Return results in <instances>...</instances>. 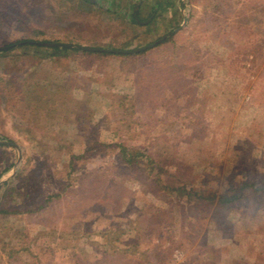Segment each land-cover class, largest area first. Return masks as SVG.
<instances>
[{"label":"rangeland","instance_id":"1","mask_svg":"<svg viewBox=\"0 0 264 264\" xmlns=\"http://www.w3.org/2000/svg\"><path fill=\"white\" fill-rule=\"evenodd\" d=\"M170 1L0 0V264H264V0Z\"/></svg>","mask_w":264,"mask_h":264},{"label":"trees","instance_id":"2","mask_svg":"<svg viewBox=\"0 0 264 264\" xmlns=\"http://www.w3.org/2000/svg\"><path fill=\"white\" fill-rule=\"evenodd\" d=\"M87 4H88V2H87ZM88 5H90V4H88ZM152 10H153L152 13L154 15H153L152 20L148 24L155 23L158 19L165 20V18L170 13V11H176L174 3L170 0H155V5L152 7ZM176 13H177L178 19L175 18V16H174L172 19L169 20L170 29L168 30V32H170L173 28L177 27L179 25V22L181 21L180 14L178 12H176ZM136 20L137 19L135 17H133V22L137 24ZM171 38H172V35L165 38L163 41L160 42V44H163V43L169 41ZM30 41H31L30 39H16L12 42L4 44L3 50L5 52V51H11L13 49L20 48L23 51H25V53L30 51L31 55L38 56L41 59H52V58L59 57L61 55L64 56L68 53H75V52H83V53H88V54L112 55V56L128 55L126 53H121V52H116V51L86 50V49H79L77 47L62 46V45H47V46H45L42 44L30 42ZM57 44H62V43H57ZM101 49H112V50L122 51V50H126V47H124V46L114 47L111 45H107V46H102ZM140 53H141V51H140ZM0 146H2V144H0ZM118 148H119V150H118L119 155L121 156V160H122L123 164H127L129 166V165H134V164L139 163L140 159H138V157H140L141 154H139V153L136 154V152H134L133 150H129L128 148H126L125 146H122V145H118ZM162 187L167 189V191L169 193L175 192L180 197H186L188 200L190 199V196H191L190 191L191 190L187 189L186 186H179V187H174V188H171L168 186H162ZM249 187H253V186H249L248 184H242L238 187V189H239L238 193H236L237 190H234L235 193H233L231 196H224V195L218 196L217 197V204L227 206L228 204H230L234 201H237L238 199H240L243 196L242 190H245ZM197 196L199 197V199L200 198L206 199V196L203 197L201 194H197ZM207 198L211 199V198H213V196H210Z\"/></svg>","mask_w":264,"mask_h":264},{"label":"water","instance_id":"3","mask_svg":"<svg viewBox=\"0 0 264 264\" xmlns=\"http://www.w3.org/2000/svg\"><path fill=\"white\" fill-rule=\"evenodd\" d=\"M159 41H161V40H158L157 42H155L153 44H156ZM30 42L37 43V44H42V45H45V46H47V45H62V46H70V47H72L71 45H68V44H57V43L40 42V41H34V40H31ZM153 44H149V45H147L145 47H150ZM76 47L79 48V49H86V50H106V51H116V52H121V53H134V52H138V51H140V50L145 48V47H141V48L133 49V50H122V51H119V50H112V49L92 48V47H86V46H81V45H78ZM0 143H5V142L0 141ZM6 143L16 146V144L11 143V142H6Z\"/></svg>","mask_w":264,"mask_h":264}]
</instances>
